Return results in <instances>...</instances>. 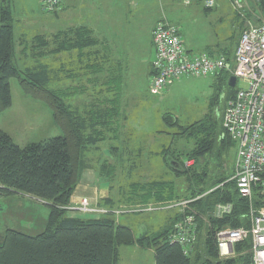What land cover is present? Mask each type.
<instances>
[{"label":"rangeland","instance_id":"374dc122","mask_svg":"<svg viewBox=\"0 0 264 264\" xmlns=\"http://www.w3.org/2000/svg\"><path fill=\"white\" fill-rule=\"evenodd\" d=\"M84 1L94 5L96 12L93 19L87 17L81 22L74 16L69 20L64 14L58 19L56 13L59 10L51 14L43 12L39 0H11L16 41L13 64L20 71L47 66L52 78L49 88L62 94L66 104L79 113H109L103 119L106 127L97 128L103 131V140L84 151L87 169L77 186L83 191V197L93 198L94 191H98L97 201L102 195L110 197L116 207L123 210L115 218L121 225L129 227L135 237L155 233L175 214V210L132 212L139 205L146 204H133L135 198L129 186L164 182L173 186L176 195L184 196L191 186L188 177L192 173H205L204 186L208 189L217 178L231 179L237 160L235 142L224 150L221 159L217 158L218 146L197 163L181 156L184 169L189 172L184 175H177L163 155L171 152L183 154L193 148V141L176 135L178 126L186 127L211 117L218 125L217 133H220L226 104L244 85L238 81L234 88L229 87L226 74L185 77L169 85L160 96H152L148 91L149 69L154 58L152 29L158 23H169L179 30L191 55L205 54L215 58L226 54L233 67L240 32L248 24L264 22V11L260 10V0H241L242 16L234 11L230 0H213L214 7L208 10H205L208 0ZM63 8L65 10L67 6L63 5ZM72 26L90 28L95 39L107 43L108 54L114 62L100 58L101 44L99 48L87 50L90 54L86 53L85 57H81L78 51L50 54L54 49V36ZM38 39L49 44L48 48L41 50L47 53L42 58L37 56L41 48ZM9 86L11 106L0 113V131L7 134L15 145L23 148L63 135L42 96L25 93L17 79H10ZM164 115L175 119L177 126H165L162 122ZM104 150L112 153V159L103 156ZM105 172L107 175H103ZM105 182L109 183V189L102 192L99 185ZM227 182L229 180L219 187L224 188ZM211 188L214 189L206 194L217 187ZM159 203L149 202L147 208ZM48 214V204L38 199L17 193L0 194V241L7 230L27 236L41 234ZM68 214L80 218L96 217ZM211 216L216 218L213 212ZM235 256L233 253L230 258ZM120 258L121 264H155L151 250L137 247H121Z\"/></svg>","mask_w":264,"mask_h":264},{"label":"trees","instance_id":"16d2710c","mask_svg":"<svg viewBox=\"0 0 264 264\" xmlns=\"http://www.w3.org/2000/svg\"><path fill=\"white\" fill-rule=\"evenodd\" d=\"M259 7L264 11V0L259 1ZM14 22L11 0H0V113L11 106L9 80L17 79L25 93L43 97L63 135L20 148L0 131V194H23L49 206L47 224L41 234L27 236L13 230L5 232L0 241V264H120L121 247L151 250L155 264H251L250 240L235 246L234 258L220 260L217 253L215 237L219 230L248 227L245 218L248 202L238 196L234 182H227L224 188L219 187L229 180L224 177L214 180L208 189L204 186L205 173H192L188 177L191 186L184 196L176 195L173 186L164 182H152L142 187L139 183L131 184L130 193L135 198L133 204H146L139 205L132 212L175 210V214L157 232L144 233L139 237L118 222L116 218L123 210L118 209L110 197L99 199L97 203L98 207L107 211L105 215L86 219L67 215L71 196L87 169L84 151L103 140V131L97 128L106 127L103 119L109 113H79L66 104L62 94L49 88L51 71L45 65L24 71L17 69L13 64L16 46ZM37 41L41 43L37 56L45 57L47 53L41 50L48 48L49 44L40 39ZM54 43V49L50 51L52 55L78 51L83 57V51L98 45L99 41L91 36L88 29L75 28L57 33ZM227 60L230 61L228 57ZM223 74L228 75V80L231 77L229 73H220ZM162 122L167 127L177 126L175 119L169 115L162 116ZM220 127L221 131L217 133L218 125L211 117L186 127L178 126L176 135L193 141L194 146L183 154L165 153L163 156L167 165L168 159L172 160L180 166L179 170L170 167L177 175L189 174L184 169L181 156L197 163L217 146V158L221 159L224 150L234 142L225 135L222 121ZM88 131H91L89 135ZM101 170L104 172L105 169ZM103 175H107L106 172ZM210 186L217 188L206 194L214 189ZM186 200L192 202L184 211L166 209ZM149 202L160 203L151 205L150 212L147 211ZM217 204H231V214L221 219L213 218L211 213ZM254 204L261 207L264 201L256 196ZM189 215L195 219L197 242L192 253L185 256L181 247L171 244L170 236L175 224Z\"/></svg>","mask_w":264,"mask_h":264},{"label":"built area","instance_id":"2783aa9c","mask_svg":"<svg viewBox=\"0 0 264 264\" xmlns=\"http://www.w3.org/2000/svg\"><path fill=\"white\" fill-rule=\"evenodd\" d=\"M236 10H242L241 0H230ZM45 13L59 10L61 0H39ZM206 8L214 7L208 0ZM154 59L148 91L160 96L173 82L185 77H207L229 73L244 88L238 89L224 109L222 128L237 145V160L229 182H234L237 194L247 200L245 218L248 227L223 228L216 234V248L222 259L230 258L237 244L251 242V264H264V208L256 207L258 196L264 201V22L248 24L241 32L234 53L233 67L225 56L212 58L208 55H191L184 47L178 29L169 23L156 24L152 31ZM192 201H181L166 209L184 211ZM68 212L84 216H100L107 211L90 198H79L67 208ZM150 211V209H147ZM231 204H218L213 209L217 219L230 215ZM171 244L182 248L189 256L197 242L196 224L193 216H185L175 224L170 236Z\"/></svg>","mask_w":264,"mask_h":264},{"label":"crops","instance_id":"0c3cea01","mask_svg":"<svg viewBox=\"0 0 264 264\" xmlns=\"http://www.w3.org/2000/svg\"><path fill=\"white\" fill-rule=\"evenodd\" d=\"M85 2L84 0H61V4H60V8H59V11L58 13V16L57 18L60 19V18H63V14L65 16H67L69 18V20H71L72 18L76 17L79 21L81 22H85L86 21V18H91L93 19L95 17V12H96V9H95V6L94 5H91V3H87ZM98 3V2H96ZM40 4V2H39ZM188 4V3H186ZM63 5H66L67 6V9L64 10L63 8ZM85 5V6H84ZM88 5H91L89 8H88ZM233 7V5H232ZM88 9V10H87ZM234 11L238 12V14L241 15V10H236L234 7H233ZM64 10V11H63ZM205 10H208L207 8H205ZM79 11V12H78ZM74 16V17H73ZM239 16V15H238ZM242 16V15H241ZM66 17V18H67ZM244 17V16H243ZM243 17H240L242 20H243ZM72 28H75V26H72L71 28L69 29H72ZM76 28H86L85 26H79V27H76ZM90 29V28H89ZM88 29V30H89ZM154 29V28H153ZM152 29V31H153ZM90 31V30H89ZM179 31V30H178ZM91 32V31H90ZM91 36L93 37V34L91 32ZM179 36L181 38V34L179 32ZM94 38V37H93ZM97 40V39H96ZM99 40V39H98ZM151 40H152V32H151ZM106 41V40H105ZM181 41H182V38H181ZM104 41H101L99 40V44L92 47L91 49H94V48H99V45L101 44L102 46L101 47H105V49H102L101 47L99 48V50H101V55L100 58H102V60H104L105 62H110V63H113L114 62V58L111 57L110 54H108V51H110V49H108V46L107 43H104ZM183 43V42H182ZM153 45V44H152ZM184 45V44H183ZM185 47V45H184ZM185 49L187 50V48L185 47ZM87 50L89 49H86L83 51V54H84V57L87 53ZM188 52H190L189 50H187ZM96 51H93L92 54H95ZM207 53V52H206ZM87 54H90L89 52ZM80 55V54H79ZM77 55V56H79ZM225 56V54H220L219 56ZM212 56V54H211ZM228 57V56H227ZM79 58V57H78ZM154 59V58H153ZM153 61V60H152ZM82 62V61H81ZM152 63V62H151ZM87 66V65H86ZM102 72V71H100ZM150 73H151V64H150V69H149V77H150ZM101 74V73H100ZM86 171V170H85ZM83 191L82 190H79V187L77 186L73 195L71 196V199H70V205H73L74 203H76L79 198H83ZM98 192V191H97ZM96 191H94V196L93 198H91V200H93L95 203H98L97 199H98V193ZM100 196V195H99ZM108 198L107 195H102L101 197H99V199H106ZM72 213V212H70ZM69 217H72V218H78L77 216H75V214H67ZM80 218V217H79ZM86 219V218H85ZM136 248V247H135ZM120 261H121V258H120ZM121 264V262H120Z\"/></svg>","mask_w":264,"mask_h":264},{"label":"water","instance_id":"95a60500","mask_svg":"<svg viewBox=\"0 0 264 264\" xmlns=\"http://www.w3.org/2000/svg\"><path fill=\"white\" fill-rule=\"evenodd\" d=\"M236 85V80L234 77H230L229 80H228V86L231 87V88H234ZM103 156L105 158H109V159H112L111 158V155L109 154V151L108 150H104L103 151ZM168 162H169V166L175 170H179L180 166L178 165V163L172 161V160H169L168 159ZM109 189V183L105 182V183H101L99 185V190L102 191V192H107Z\"/></svg>","mask_w":264,"mask_h":264}]
</instances>
